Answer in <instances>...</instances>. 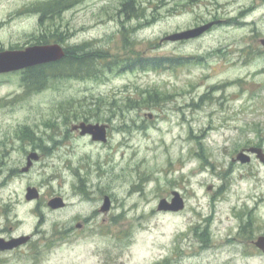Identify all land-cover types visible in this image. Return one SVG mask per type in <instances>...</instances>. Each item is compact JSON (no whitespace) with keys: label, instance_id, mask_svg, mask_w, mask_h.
Wrapping results in <instances>:
<instances>
[{"label":"rangeland","instance_id":"1","mask_svg":"<svg viewBox=\"0 0 264 264\" xmlns=\"http://www.w3.org/2000/svg\"><path fill=\"white\" fill-rule=\"evenodd\" d=\"M41 1L0 0V49L58 29L70 34L63 45L90 43L112 54L106 63L121 61L39 91L22 71L0 74V223L32 236L15 253H52L56 264H264L254 243L264 236V163L233 161L264 147V0H133L143 13L129 17L132 0H71L42 24L32 11ZM217 19L202 37L161 42ZM134 50L201 58L120 67ZM142 95L141 107L128 103ZM81 121L108 123V142L72 133ZM32 151L41 157L23 171ZM28 187L40 197L27 200ZM174 190L186 208L158 210ZM56 196L65 208L49 206Z\"/></svg>","mask_w":264,"mask_h":264},{"label":"trees","instance_id":"2","mask_svg":"<svg viewBox=\"0 0 264 264\" xmlns=\"http://www.w3.org/2000/svg\"><path fill=\"white\" fill-rule=\"evenodd\" d=\"M71 0H48L41 1L32 4V11L39 13L40 23L42 24L44 20L49 17H53L55 15L60 14L62 11L66 10L71 5ZM75 0H73V3ZM142 9V10H141ZM141 11V12H140ZM124 12L129 17L130 14L133 16H139L143 13V8H140L132 1H129L124 5ZM123 12V13H124ZM58 29L54 31H49L46 34H42L40 36L35 37V43L45 44L50 42H58L63 41V36H69V33L66 32H57ZM126 46L129 48L133 46L132 41L129 38L125 37ZM87 45V49L91 48L90 43H83L77 46L67 47V55L64 59L54 63L43 64L35 67H30L23 71L22 80L30 91H39L44 89L49 81L52 79L59 78H72L76 77H93L97 75V72L102 70L103 64H105V68L113 69L118 66L120 63V59L114 62L106 63L105 60L113 57L112 54L106 52V50L102 49H92L85 50ZM133 48V47H132ZM131 48V49H132ZM126 59L123 61V64H120L122 68H132L133 66H139L142 69L146 67H168L174 65H181L184 63H189L191 59H199L198 55L196 56H165V57H151L147 56L144 52L133 51L132 54H126ZM104 62V63H102ZM158 98L162 100L160 94L155 93L154 95L150 94V98ZM143 95L138 97H131L128 99V103L133 105V107H141L138 104H145L148 99H142ZM166 99V98H165ZM138 103V104H137ZM89 117L87 116V119ZM37 145V144H36Z\"/></svg>","mask_w":264,"mask_h":264},{"label":"water","instance_id":"3","mask_svg":"<svg viewBox=\"0 0 264 264\" xmlns=\"http://www.w3.org/2000/svg\"><path fill=\"white\" fill-rule=\"evenodd\" d=\"M220 21H212L202 26L191 28L188 30H183L176 32L174 34L168 35L164 40L169 41H180L187 40L191 38H196L204 34L215 24ZM261 43L264 46V38L261 39ZM66 56V51L61 44H47V45H31L24 49H2L0 50V74L8 73L13 71L22 70L28 67H33L43 63L55 62L63 59ZM152 117V115H150ZM108 124L101 123H87L82 122L80 124H75L73 130L82 129L81 134H90L95 141H108ZM249 152L257 153L258 158L264 163V151L260 147H251L247 151H241L237 154L234 160H240L243 163H247L251 160ZM38 160L39 155L35 152L31 153L29 156L28 166L24 169L27 171L32 165V160ZM212 186H209V190ZM173 198L169 201L167 198H163L159 205L158 210L160 211H181L185 208V201L179 191H173ZM39 191L35 187H29L26 198L28 200H33L39 198ZM49 205L52 208H61L66 205L62 197H55L49 201ZM112 201L109 196L105 197L104 204L102 206L103 212H108L111 209ZM30 239V236H22L20 238H15L11 241L4 243L3 239L0 238V246L3 249H12L21 244L26 243ZM257 247L264 251V236L259 237L255 242Z\"/></svg>","mask_w":264,"mask_h":264},{"label":"flooded vegetation","instance_id":"4","mask_svg":"<svg viewBox=\"0 0 264 264\" xmlns=\"http://www.w3.org/2000/svg\"><path fill=\"white\" fill-rule=\"evenodd\" d=\"M213 21V20H212ZM217 26V25H215ZM214 26V27H215ZM213 27V28H214ZM212 28V29H213ZM211 29V30H212ZM210 31V30H209ZM208 31V32H209ZM206 34V33H205ZM204 34V35H205ZM55 42V41H53ZM50 42V43H53ZM59 42V41H58ZM65 46V45H64ZM66 47V46H65ZM27 129V128H26ZM27 131V130H26ZM72 133H78L82 136L80 129L79 130H71ZM109 135V133H108ZM84 136H90V135H84ZM91 137V136H90ZM37 144V142H36ZM37 146H40V144H37ZM45 147V146H44ZM41 157V156H40ZM171 199V197H168ZM183 198L186 201V198L183 196ZM187 202V201H186ZM79 226L81 227V224H79ZM22 236V235H19ZM19 236H14L13 235V227H6L5 223H0V238L3 239L4 243L2 245L5 244V242L7 241H11L13 238L15 237H19ZM32 237V236H31ZM32 243V240H30L27 244L17 247L15 249H3L0 246V264H56L55 262H52L51 259H46L45 256H51L54 255L52 253H39V252H24V253H15L18 249H21L22 247L28 246L29 244ZM255 243V241H254ZM14 256H20V257H27L25 260H27V262H21V260H23L22 258H14ZM46 260L48 262H46Z\"/></svg>","mask_w":264,"mask_h":264}]
</instances>
